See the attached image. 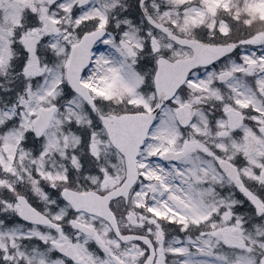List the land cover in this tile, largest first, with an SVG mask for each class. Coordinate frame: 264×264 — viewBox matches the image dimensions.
Instances as JSON below:
<instances>
[{
	"label": "snow or ice",
	"instance_id": "obj_1",
	"mask_svg": "<svg viewBox=\"0 0 264 264\" xmlns=\"http://www.w3.org/2000/svg\"><path fill=\"white\" fill-rule=\"evenodd\" d=\"M0 264H264V0H0Z\"/></svg>",
	"mask_w": 264,
	"mask_h": 264
}]
</instances>
